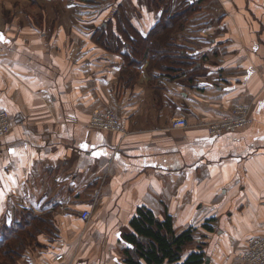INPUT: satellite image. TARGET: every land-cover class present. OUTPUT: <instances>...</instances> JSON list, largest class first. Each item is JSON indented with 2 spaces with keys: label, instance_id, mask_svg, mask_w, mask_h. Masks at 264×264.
<instances>
[{
  "label": "crops",
  "instance_id": "obj_1",
  "mask_svg": "<svg viewBox=\"0 0 264 264\" xmlns=\"http://www.w3.org/2000/svg\"><path fill=\"white\" fill-rule=\"evenodd\" d=\"M189 5L198 11L175 39L195 65L151 79L145 64L127 88L117 11L146 37ZM0 37V108L14 122L0 140V229L29 209L53 214L58 236L16 264L60 253L128 264L124 235L141 206L171 215L177 234L194 227L186 252L201 246L205 264H235L263 233L264 0H0ZM242 104L249 126L215 136L204 125ZM96 108L116 110L125 133L91 128ZM177 118L189 126L170 130Z\"/></svg>",
  "mask_w": 264,
  "mask_h": 264
},
{
  "label": "trees",
  "instance_id": "obj_2",
  "mask_svg": "<svg viewBox=\"0 0 264 264\" xmlns=\"http://www.w3.org/2000/svg\"><path fill=\"white\" fill-rule=\"evenodd\" d=\"M197 11L195 5H189L171 16L163 12L150 34L143 37L132 25L125 10L119 9L116 27L124 35L121 39L117 38V42L122 45L125 40L129 45V50L123 54L126 69L122 73V84L133 88L140 75L138 70L145 64L151 79H156V72L176 78L177 73L192 68L196 62L191 50L177 43L175 36ZM112 38V35L106 37L109 41ZM130 225L132 231L124 235L132 246L125 250L128 264H205L206 253L201 246L186 252L188 244L194 240V227L177 234L172 216L168 213L161 219L152 209L141 206ZM43 235L54 239L58 237L53 214L38 215L29 209L24 210L20 220L0 229V264H16L28 249L40 245L39 238Z\"/></svg>",
  "mask_w": 264,
  "mask_h": 264
},
{
  "label": "built area",
  "instance_id": "obj_3",
  "mask_svg": "<svg viewBox=\"0 0 264 264\" xmlns=\"http://www.w3.org/2000/svg\"><path fill=\"white\" fill-rule=\"evenodd\" d=\"M252 120L250 107L238 105L230 116L210 123L209 131L212 135L221 136L249 126L252 123ZM172 122L175 128H185L188 125V121L185 118H177L172 120ZM13 123L10 112L6 109L0 108V140L12 131V128L14 127ZM89 126L100 131L125 133L118 112L114 109L110 110L109 108L94 109L91 113ZM100 190L101 187L96 189V196L100 194ZM91 216V211H83L81 213V218L83 220H89ZM254 246H257V248H253ZM256 251H258V253H256ZM237 257L239 258V261L243 262V264H247L248 260H250L249 264H264V231L261 235L251 236L248 240L247 248L239 253ZM53 264H69L66 254H58L55 257Z\"/></svg>",
  "mask_w": 264,
  "mask_h": 264
},
{
  "label": "rangeland",
  "instance_id": "obj_4",
  "mask_svg": "<svg viewBox=\"0 0 264 264\" xmlns=\"http://www.w3.org/2000/svg\"><path fill=\"white\" fill-rule=\"evenodd\" d=\"M42 3V2H41ZM44 4V3H43ZM61 7V6H60ZM61 11H62V7H61ZM243 105V104H242ZM110 110H112L113 108H109ZM221 120V119H220ZM217 121H219V120H217ZM214 122H216V121H214ZM206 127H207V129H210V127H209V125H210V123H208V124H204ZM189 125H187L185 128H187ZM185 128H175L174 126H173V122L171 121V123H170V125H169V129L171 130H177V129H185ZM253 248H257V246H254ZM241 253V252H240ZM256 253H258V251H256ZM238 256V254L236 255V257ZM242 261H239V258L237 257V260H236V262H235V264H243V262L241 263ZM246 263V262H245ZM250 263V260H248L247 261V264H249Z\"/></svg>",
  "mask_w": 264,
  "mask_h": 264
},
{
  "label": "snow or ice",
  "instance_id": "obj_5",
  "mask_svg": "<svg viewBox=\"0 0 264 264\" xmlns=\"http://www.w3.org/2000/svg\"><path fill=\"white\" fill-rule=\"evenodd\" d=\"M0 38H2V37H0ZM81 147L87 149V148H88V145H81ZM93 147H95V146H93ZM13 151H14V150H13ZM93 154L95 155L96 153H93Z\"/></svg>",
  "mask_w": 264,
  "mask_h": 264
}]
</instances>
